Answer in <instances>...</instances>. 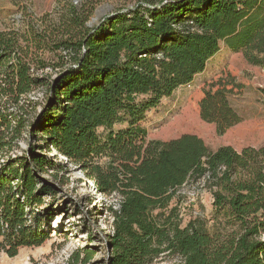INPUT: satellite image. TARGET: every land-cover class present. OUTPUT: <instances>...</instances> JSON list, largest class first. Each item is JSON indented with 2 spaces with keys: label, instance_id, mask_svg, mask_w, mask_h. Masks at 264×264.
I'll use <instances>...</instances> for the list:
<instances>
[{
  "label": "trees",
  "instance_id": "16d2710c",
  "mask_svg": "<svg viewBox=\"0 0 264 264\" xmlns=\"http://www.w3.org/2000/svg\"><path fill=\"white\" fill-rule=\"evenodd\" d=\"M83 8L78 14L74 7L78 16L69 23L80 30L68 27L69 36L56 43L68 67L50 81L33 74L16 32L0 33V255L15 257L51 238L54 211L43 205L60 191L42 174L67 167L48 157L54 149L100 192L119 198V208L109 207L113 233L97 264H153L165 255L181 264H264V147L212 150L195 134L148 140L140 125L148 110L206 69L222 42L264 68V0H141L92 27L93 6ZM40 84L48 95L40 143L4 158L25 128L15 110ZM240 88L222 72L191 98L220 135L243 121L230 102ZM100 155L108 160L97 161ZM202 178L213 188L216 214L234 231L211 234L196 220L181 225L171 203ZM93 256L85 247L66 264H88Z\"/></svg>",
  "mask_w": 264,
  "mask_h": 264
},
{
  "label": "rangeland",
  "instance_id": "374dc122",
  "mask_svg": "<svg viewBox=\"0 0 264 264\" xmlns=\"http://www.w3.org/2000/svg\"><path fill=\"white\" fill-rule=\"evenodd\" d=\"M139 1L0 0V33L16 32L23 47L22 55L32 63L33 74L50 81L68 67V63H64L66 60L61 59L66 52L57 49L56 43L69 36L68 27L74 32L80 30L69 24L78 16L72 13L74 7L81 14V9H87L83 5L93 6L87 21L92 27L105 15L132 8ZM222 72L234 75L241 86L239 92L230 97V102L243 121L220 135L214 123L200 117L191 98L205 81ZM47 98L45 84L35 86L25 96L23 108L15 110L25 120V128L18 130L4 158L27 155L30 148L39 145L38 134L41 132L37 131V126ZM140 125L147 129L148 140H170L195 134L212 150L223 145H231L238 151L245 147H264V68L250 64L241 50L235 51L222 42L206 69L196 75L192 83L179 87L157 107L148 110ZM46 153L51 160L67 166L42 174L43 179L49 180L60 191L56 198H46L43 205V209L54 211L51 238L39 247L21 248L15 257L1 253L0 264H66L75 251L85 247L94 251L88 264H97L107 255L108 238L113 233L109 207L119 208V198L100 192L78 165L70 164L56 150ZM96 160L105 163L108 157L100 155ZM212 190L207 178L191 180L179 189L171 206L177 207L181 225L196 220L209 233L226 235L236 227L228 224L223 213L216 214ZM153 264H181V258L165 255Z\"/></svg>",
  "mask_w": 264,
  "mask_h": 264
},
{
  "label": "water",
  "instance_id": "95a60500",
  "mask_svg": "<svg viewBox=\"0 0 264 264\" xmlns=\"http://www.w3.org/2000/svg\"><path fill=\"white\" fill-rule=\"evenodd\" d=\"M112 16V14H109V15H105L104 17H102V19L100 20V22L96 25H99L102 21H104L107 17H110Z\"/></svg>",
  "mask_w": 264,
  "mask_h": 264
}]
</instances>
